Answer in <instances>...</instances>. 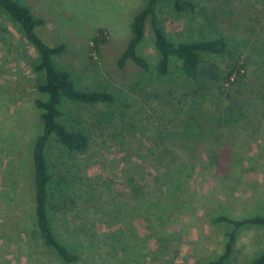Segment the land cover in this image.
Returning a JSON list of instances; mask_svg holds the SVG:
<instances>
[{"label": "rangeland", "instance_id": "obj_1", "mask_svg": "<svg viewBox=\"0 0 264 264\" xmlns=\"http://www.w3.org/2000/svg\"><path fill=\"white\" fill-rule=\"evenodd\" d=\"M20 1L44 20L36 31L46 43H65L55 59L76 87L114 97L62 108L68 127L88 136L70 167L87 194L59 215L80 247L75 264H207L233 229L215 217L264 214V0H196L192 12L158 1L174 41L226 39L224 54L203 56L218 74L204 87L182 77L177 58L169 75L158 74L149 24L138 46L149 71L131 61L118 68L146 0ZM99 27L107 40L95 51ZM37 62L0 12V264H64L35 226L31 156L42 125L34 99L45 98ZM51 146L55 157L60 146ZM262 251L264 226L244 227L226 264H252Z\"/></svg>", "mask_w": 264, "mask_h": 264}, {"label": "trees", "instance_id": "obj_2", "mask_svg": "<svg viewBox=\"0 0 264 264\" xmlns=\"http://www.w3.org/2000/svg\"><path fill=\"white\" fill-rule=\"evenodd\" d=\"M159 0H146L143 7L133 16L130 25L131 37L117 59L118 68L122 69L127 61H131L143 71H149L147 59L138 52V46L145 36L146 25L149 24L153 34L154 47L159 53L157 72L160 76L169 75L172 58L180 60L182 77L204 87L217 78L213 63H203L204 55H222L227 50V41L222 36L209 39L174 41L169 38L165 27L157 16ZM176 11H194L196 0H169ZM0 12L15 23L26 40L37 53L38 62L34 70L39 79L37 90L45 98H35L34 104L39 109L42 130L36 136L32 147V179L34 192L35 226L43 244L50 248L58 260L64 264H75L80 259L79 244L67 235V227H63V217L73 209L78 198L87 194L84 184L79 186L75 175L71 172L72 156L82 153L88 145V136L78 128H71L62 120L65 101L96 104L111 103L114 97L104 90H84L76 87L69 70L60 68L56 57L65 51V43L55 45L46 43L37 33L36 28L44 20L36 16L31 9L20 0H0ZM106 29L99 27L92 37L93 49L98 51L106 42ZM241 65H234L227 73L226 80L239 72ZM59 144L55 157L51 152L52 142ZM59 222H58V219ZM217 222L233 225L223 252L207 264H226L232 254L237 232L244 227L264 226V214L240 219L219 215ZM252 264H264V251L256 256Z\"/></svg>", "mask_w": 264, "mask_h": 264}]
</instances>
